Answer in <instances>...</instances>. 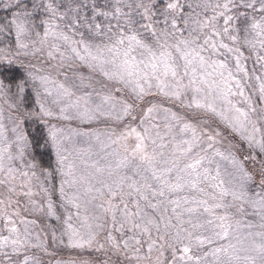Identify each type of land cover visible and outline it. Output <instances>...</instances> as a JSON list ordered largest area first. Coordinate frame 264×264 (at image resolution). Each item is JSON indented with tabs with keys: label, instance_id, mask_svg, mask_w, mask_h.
<instances>
[{
	"label": "snow or ice",
	"instance_id": "6c2138e0",
	"mask_svg": "<svg viewBox=\"0 0 264 264\" xmlns=\"http://www.w3.org/2000/svg\"><path fill=\"white\" fill-rule=\"evenodd\" d=\"M0 264H264V0H0Z\"/></svg>",
	"mask_w": 264,
	"mask_h": 264
}]
</instances>
